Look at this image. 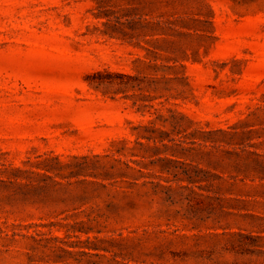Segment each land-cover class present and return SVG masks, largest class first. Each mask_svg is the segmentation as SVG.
<instances>
[{
	"label": "rangeland",
	"instance_id": "1",
	"mask_svg": "<svg viewBox=\"0 0 264 264\" xmlns=\"http://www.w3.org/2000/svg\"><path fill=\"white\" fill-rule=\"evenodd\" d=\"M92 263L264 264V0H0V264Z\"/></svg>",
	"mask_w": 264,
	"mask_h": 264
},
{
	"label": "trees",
	"instance_id": "2",
	"mask_svg": "<svg viewBox=\"0 0 264 264\" xmlns=\"http://www.w3.org/2000/svg\"><path fill=\"white\" fill-rule=\"evenodd\" d=\"M130 12L121 13L119 11L108 10L104 12H98L95 14L97 18H104L102 23L104 26L110 29L111 33H120L122 37L129 39L128 43L142 47L146 49L148 52H154L152 49L141 44L140 37H144L148 34H163L167 33V28H165L159 20L154 21L151 19L139 17H131ZM108 33V32H107ZM110 34V32H109ZM111 37H114L113 34H110ZM135 38V40H134ZM155 40H159V37H156ZM167 49V48H161ZM251 131V130H250ZM197 176L188 175L187 179L189 182H197L201 181V178H196ZM196 196H199L197 199ZM188 207L186 209L188 214H191L193 217H196L199 213L205 211L206 217L209 216L218 206L219 201H215L218 197L212 198L208 196H204L201 193H197L194 189L190 188V192L188 194ZM196 200V202H194ZM216 203V204H215ZM199 218L202 219L201 216ZM87 233L89 231H100L95 230L94 226H87L84 229ZM97 264V263H92Z\"/></svg>",
	"mask_w": 264,
	"mask_h": 264
}]
</instances>
